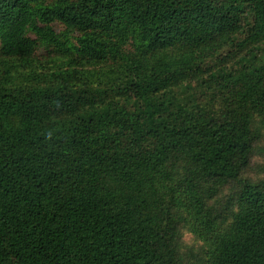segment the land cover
I'll use <instances>...</instances> for the list:
<instances>
[{"label": "trees", "instance_id": "16d2710c", "mask_svg": "<svg viewBox=\"0 0 264 264\" xmlns=\"http://www.w3.org/2000/svg\"><path fill=\"white\" fill-rule=\"evenodd\" d=\"M0 64V264H264V0H0Z\"/></svg>", "mask_w": 264, "mask_h": 264}, {"label": "rangeland", "instance_id": "374dc122", "mask_svg": "<svg viewBox=\"0 0 264 264\" xmlns=\"http://www.w3.org/2000/svg\"><path fill=\"white\" fill-rule=\"evenodd\" d=\"M53 27L54 30L57 33H60L63 29H64V25L59 23V22H54L53 23ZM61 43H63L65 45V48L68 47L67 43L65 42L64 38H59ZM53 49V48H52ZM51 48H49L46 45H38L37 48L35 49V57H36V62L38 63V66H36V71L39 72L41 69V71H43V69H47V68H51L54 69L55 67H59V66H64L66 64V60H67V54L66 52L63 54L62 51L59 50H55L54 53ZM11 64V63H10ZM41 65H43L45 68L41 67ZM7 68V66L0 64V81H2V79L4 78L5 75V69ZM64 68H66V66H64ZM17 72L15 73V77L16 79L21 76L22 72L21 68H17ZM11 71H14V68H11ZM25 71V69H24ZM27 74V73H25ZM86 75V73L83 74V76L81 77V81L84 80V76ZM7 80V77L5 78ZM17 79V80H18ZM92 81H96V77L91 78ZM184 240H186L187 242H195L196 239L194 237V235L188 231L184 232Z\"/></svg>", "mask_w": 264, "mask_h": 264}]
</instances>
